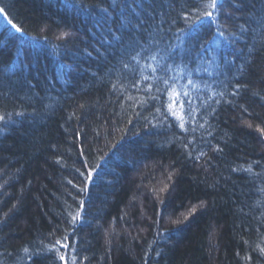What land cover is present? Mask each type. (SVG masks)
<instances>
[{
	"label": "trees",
	"instance_id": "obj_1",
	"mask_svg": "<svg viewBox=\"0 0 264 264\" xmlns=\"http://www.w3.org/2000/svg\"><path fill=\"white\" fill-rule=\"evenodd\" d=\"M206 3L0 0V264H264V0Z\"/></svg>",
	"mask_w": 264,
	"mask_h": 264
},
{
	"label": "snow or ice",
	"instance_id": "obj_2",
	"mask_svg": "<svg viewBox=\"0 0 264 264\" xmlns=\"http://www.w3.org/2000/svg\"><path fill=\"white\" fill-rule=\"evenodd\" d=\"M206 8L208 9H213L215 10L218 6V0H207V3H206ZM4 12V9L3 8H0V13H3ZM203 16H206L208 18H211L213 16V11H205L204 13H202ZM7 19V17H5ZM9 24L12 25V27L15 29L16 32H21L22 31V28L20 27H17L15 24H13L11 22V20L8 21ZM171 107V105H170ZM89 179H91V173L89 174ZM75 219V218H74ZM57 243H59V241H57ZM61 260H64V257L61 256L60 257Z\"/></svg>",
	"mask_w": 264,
	"mask_h": 264
}]
</instances>
